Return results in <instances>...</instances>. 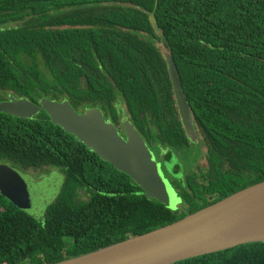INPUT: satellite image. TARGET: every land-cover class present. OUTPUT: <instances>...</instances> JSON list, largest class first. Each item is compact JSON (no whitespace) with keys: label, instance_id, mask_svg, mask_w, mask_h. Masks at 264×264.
Returning <instances> with one entry per match:
<instances>
[{"label":"trees","instance_id":"1","mask_svg":"<svg viewBox=\"0 0 264 264\" xmlns=\"http://www.w3.org/2000/svg\"><path fill=\"white\" fill-rule=\"evenodd\" d=\"M9 95L99 107L117 127L128 119L182 201L148 197L45 110L0 112V163L65 172L42 220L0 193V264L55 263L149 232L264 180V0H0V100ZM173 264H264V242Z\"/></svg>","mask_w":264,"mask_h":264},{"label":"water","instance_id":"2","mask_svg":"<svg viewBox=\"0 0 264 264\" xmlns=\"http://www.w3.org/2000/svg\"><path fill=\"white\" fill-rule=\"evenodd\" d=\"M148 13L151 24L160 33L154 12ZM164 55L182 123L195 141L192 116H182L177 99V90L183 89L177 65L172 54L164 50ZM42 110L48 113L52 123L75 135L103 160L128 174L148 197L170 208L181 203L161 162L128 119L122 121V134L114 123L106 120L99 107L78 111L68 100L49 97L41 98L39 103L14 95L0 100V112L21 118H31ZM35 184L29 175L0 163V191H24ZM250 242H264V180L170 224L90 253L47 264H173Z\"/></svg>","mask_w":264,"mask_h":264},{"label":"rangeland","instance_id":"3","mask_svg":"<svg viewBox=\"0 0 264 264\" xmlns=\"http://www.w3.org/2000/svg\"><path fill=\"white\" fill-rule=\"evenodd\" d=\"M177 92V99H179V102L181 103L182 116L184 118H187L188 114L192 116L190 104L187 100L184 90L182 89L181 91L180 88L177 90ZM195 164L196 162H193L191 164V168L196 169L197 165L195 166ZM197 164H206L205 158L200 157ZM20 171L23 174L29 175L34 180V182H36V184L32 185L24 191L11 190L8 192L0 191V193L4 196L5 200L15 203L17 206L27 212L30 216L38 220H42L45 217L48 206L57 198V196L62 191L63 184L65 181V172L61 168H58L56 166L44 167L37 170L26 169L25 171ZM52 173H54L55 175H53V177L51 178H47V176L51 175ZM166 173L168 176H170L168 172ZM46 178L47 181H45ZM82 198H87V192H82Z\"/></svg>","mask_w":264,"mask_h":264},{"label":"flooded vegetation","instance_id":"4","mask_svg":"<svg viewBox=\"0 0 264 264\" xmlns=\"http://www.w3.org/2000/svg\"><path fill=\"white\" fill-rule=\"evenodd\" d=\"M10 96V95H9ZM8 96V97H9ZM8 97L6 98V99H8ZM118 128H119V130H120V132L122 133V134H124V130H123V126H118ZM158 159V158H157Z\"/></svg>","mask_w":264,"mask_h":264}]
</instances>
